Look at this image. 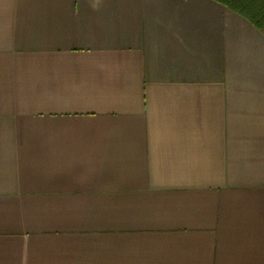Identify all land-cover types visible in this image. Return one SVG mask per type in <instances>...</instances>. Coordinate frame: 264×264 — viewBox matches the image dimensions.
<instances>
[{
    "label": "crops",
    "instance_id": "crops-1",
    "mask_svg": "<svg viewBox=\"0 0 264 264\" xmlns=\"http://www.w3.org/2000/svg\"><path fill=\"white\" fill-rule=\"evenodd\" d=\"M0 264H264V33L214 0H0Z\"/></svg>",
    "mask_w": 264,
    "mask_h": 264
},
{
    "label": "trees",
    "instance_id": "trees-1",
    "mask_svg": "<svg viewBox=\"0 0 264 264\" xmlns=\"http://www.w3.org/2000/svg\"><path fill=\"white\" fill-rule=\"evenodd\" d=\"M246 18L264 33V0H214Z\"/></svg>",
    "mask_w": 264,
    "mask_h": 264
}]
</instances>
